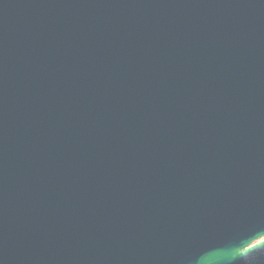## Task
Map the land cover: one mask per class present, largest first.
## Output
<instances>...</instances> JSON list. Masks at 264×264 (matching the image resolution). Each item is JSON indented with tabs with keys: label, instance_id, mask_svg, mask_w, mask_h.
Here are the masks:
<instances>
[{
	"label": "water",
	"instance_id": "water-1",
	"mask_svg": "<svg viewBox=\"0 0 264 264\" xmlns=\"http://www.w3.org/2000/svg\"><path fill=\"white\" fill-rule=\"evenodd\" d=\"M0 264H264V0H0Z\"/></svg>",
	"mask_w": 264,
	"mask_h": 264
}]
</instances>
